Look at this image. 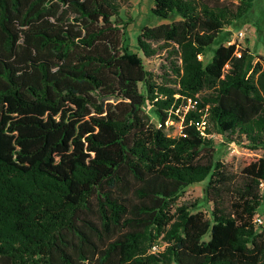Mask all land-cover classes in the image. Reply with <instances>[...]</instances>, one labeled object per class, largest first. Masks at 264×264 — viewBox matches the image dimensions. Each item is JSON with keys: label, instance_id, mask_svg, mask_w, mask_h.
<instances>
[{"label": "trees", "instance_id": "trees-1", "mask_svg": "<svg viewBox=\"0 0 264 264\" xmlns=\"http://www.w3.org/2000/svg\"><path fill=\"white\" fill-rule=\"evenodd\" d=\"M124 1L0 0V264H264V156L220 161L264 149V57L202 59L254 0H153L159 78ZM205 180L208 215L178 203Z\"/></svg>", "mask_w": 264, "mask_h": 264}, {"label": "rangeland", "instance_id": "rangeland-1", "mask_svg": "<svg viewBox=\"0 0 264 264\" xmlns=\"http://www.w3.org/2000/svg\"><path fill=\"white\" fill-rule=\"evenodd\" d=\"M232 3H237L239 0H227ZM153 7V0H127L121 2L120 17L127 22L124 36V45L127 52L141 58L144 68L152 72L159 78L161 76V66L164 62V54H160L150 59H146L139 52L137 47V37L144 27H153L161 23H167L166 20L158 19L151 16V9ZM264 14V0H254L253 8L249 15L245 17L243 22L236 23L233 26L225 29L213 44L208 48L207 54L203 57V61L207 62L211 57L213 51L219 45H236L238 48H248L253 63L256 62L257 56L264 57V30L261 27V19ZM240 33V34H239ZM146 113L149 114L151 121L157 124L155 116L150 112V108H146ZM167 133L175 136L180 131L179 124L167 123ZM172 128V129H171ZM215 148H220L222 139L219 136H211ZM264 156V149L257 151H250L242 146H227L225 151L220 156V161L227 165L228 169L235 171L237 163L242 158L261 157ZM206 180L199 184H194L184 190V193L178 200V203L199 201L197 211H201L206 215L209 214L211 205L201 202ZM260 217L264 216L262 212L257 213ZM208 238V235L206 236Z\"/></svg>", "mask_w": 264, "mask_h": 264}, {"label": "built area", "instance_id": "built-area-1", "mask_svg": "<svg viewBox=\"0 0 264 264\" xmlns=\"http://www.w3.org/2000/svg\"><path fill=\"white\" fill-rule=\"evenodd\" d=\"M228 45H230V43H228ZM198 58L201 59L200 56ZM190 103H191L190 100H188V104L189 105H190ZM201 125L204 126V123H202ZM260 186L263 187V184L261 183ZM254 223L257 224V225H262L263 224V218L260 217V216H256L255 220H254ZM159 249H160L159 245H154L151 248V251H152V253H155V252L159 251Z\"/></svg>", "mask_w": 264, "mask_h": 264}]
</instances>
